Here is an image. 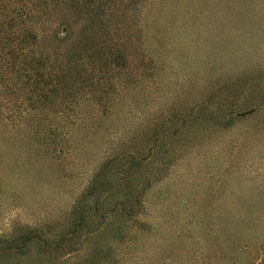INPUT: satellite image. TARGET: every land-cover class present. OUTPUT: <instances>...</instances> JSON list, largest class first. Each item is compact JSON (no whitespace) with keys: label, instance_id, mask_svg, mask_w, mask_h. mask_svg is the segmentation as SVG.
I'll use <instances>...</instances> for the list:
<instances>
[{"label":"trees","instance_id":"16d2710c","mask_svg":"<svg viewBox=\"0 0 264 264\" xmlns=\"http://www.w3.org/2000/svg\"><path fill=\"white\" fill-rule=\"evenodd\" d=\"M151 5L0 0V123L11 126L1 141H17L24 167L47 174L87 150L102 153L67 227L24 228L0 239L1 260L35 253L40 264H264L262 183L247 198H236L234 209L218 202L211 217L206 205L202 220L198 207L170 200L163 182L169 168L187 148L207 147L230 132L233 118L245 112L225 100L227 86L189 103L183 93L174 94L167 72L160 75L145 51ZM177 68L182 76L184 68ZM247 86L235 105L249 106ZM261 122L256 132L264 129ZM102 137L107 140L99 147L92 144ZM150 198L156 213L151 222L141 221ZM201 230L210 239L205 255L198 250Z\"/></svg>","mask_w":264,"mask_h":264},{"label":"rangeland","instance_id":"374dc122","mask_svg":"<svg viewBox=\"0 0 264 264\" xmlns=\"http://www.w3.org/2000/svg\"><path fill=\"white\" fill-rule=\"evenodd\" d=\"M151 7L145 51L155 60L160 75L167 72L166 78L174 83V94L183 93L189 103L210 88L227 86L225 100L232 102L234 111L245 112L241 120L233 118L230 132L213 139L209 146H192L183 151L175 162L177 167L169 168L172 173L164 175L171 202L198 207L196 218L202 220L206 218L201 217L206 205L212 217L216 203L221 202L227 210L234 209L236 198H247L259 183L264 189V129L255 130L264 120V0H152ZM194 16H198L195 24ZM178 66L184 68L182 76ZM248 83L249 106L235 105V97ZM248 107L256 109L245 111ZM92 113L95 116V110ZM10 128L0 123V133ZM1 139L0 239L19 235L24 228L38 226L44 232L45 227H67L72 220L65 223V219L97 171L102 153L87 150L80 160L75 158L66 168L47 174L46 168L24 167L23 156L16 154L18 142ZM106 140L102 137L92 144L99 147ZM76 144L82 145L80 141ZM85 145L89 149V144ZM156 203H147L143 211L146 219L141 221L151 222ZM44 224L47 225L42 227ZM203 231L199 232L198 250L205 255L210 239ZM152 241L145 240L149 246ZM30 255L31 258L22 255L8 261L0 258V264H40L39 255Z\"/></svg>","mask_w":264,"mask_h":264}]
</instances>
